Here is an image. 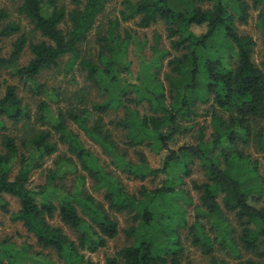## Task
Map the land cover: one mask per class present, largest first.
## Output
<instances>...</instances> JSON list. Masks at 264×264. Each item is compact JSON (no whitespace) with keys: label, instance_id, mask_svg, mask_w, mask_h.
I'll return each mask as SVG.
<instances>
[{"label":"trees","instance_id":"obj_1","mask_svg":"<svg viewBox=\"0 0 264 264\" xmlns=\"http://www.w3.org/2000/svg\"><path fill=\"white\" fill-rule=\"evenodd\" d=\"M18 1L19 13L45 39L29 41L22 33L8 56L3 55L0 46V137L4 149L0 152V209L11 212L6 195L16 197L20 207L12 218L21 221L40 247L54 250L65 264H100L87 258L86 252L98 251L119 234L118 220L108 212L111 209L133 213L138 224L126 230L135 238L133 244L107 257L104 264H166L169 256L171 264H179L184 248L183 227H189L193 244L204 246L208 254L213 252L216 241L232 247L237 243L264 257V205L252 202L263 200L264 175L258 174L257 163L251 164L248 156L235 149L238 141H248L254 135L264 146V129L254 132L252 128L254 120H264V69L253 58L255 39L241 34L237 26L247 24L251 9L264 0H208V7L200 4L206 0H122L119 15L110 19L107 33L98 38L97 57L84 55L83 45L95 29L107 0H75L72 9L59 0ZM134 19H138L141 28L163 22L170 47L177 53L161 48L156 37L152 58L141 62L135 78L131 62L124 56L134 36L126 32L122 38L118 32L123 22ZM204 24V33L193 31V25ZM21 30L8 9L0 7V41ZM26 47L32 57L20 65ZM67 55L70 65L79 61L87 79L108 99L86 103L80 109L60 110L54 115L49 104L41 102L40 118L49 121L51 129L33 131L19 145L17 138L7 132V121L14 125L27 123L33 116L18 85L1 79L2 71L8 69L36 93L44 92L46 88L38 83V77L59 66ZM166 56L170 69L162 77ZM78 99L83 103L84 96ZM199 104H210L214 126L211 138L205 139L201 126L198 143L173 148L171 142L175 137L193 128L192 124H181V120H193ZM111 107L124 110V116L114 123L126 131L128 149L146 145L157 153L167 151L160 167L150 165L140 150H136V161L128 159V149H120L103 121V114ZM70 121L99 143L118 168L143 182L165 175L161 185L142 184L137 194L128 192L69 128ZM53 132L60 142L69 145L73 156L60 155L46 182L30 188V176L40 167L39 161L58 150ZM196 160L200 161L206 179L193 182L200 194V205L195 208V220L188 225L185 210L178 204L184 195L177 186L192 174L189 164ZM77 163L97 188L104 189L108 208L84 188L83 175L68 188L64 181L75 172ZM185 203L191 202L185 199ZM227 212L234 215L240 226L237 237ZM55 219L62 225L54 223ZM205 219L217 233L213 240L205 229ZM65 227L76 236L72 237ZM27 248L16 249L13 242L0 241V264H22L20 256L27 255Z\"/></svg>","mask_w":264,"mask_h":264},{"label":"rangeland","instance_id":"obj_2","mask_svg":"<svg viewBox=\"0 0 264 264\" xmlns=\"http://www.w3.org/2000/svg\"><path fill=\"white\" fill-rule=\"evenodd\" d=\"M106 8L101 13L99 20L96 24L95 29L90 33L89 39L83 45V54L98 55L100 49L98 38L101 35L107 33L110 19H114L119 15V10L122 8V0H107ZM60 3L65 4L67 8L72 9L76 6L75 0H59ZM20 1L18 0H0V7L8 9L13 21L18 22L22 30L20 33L4 37L0 41L3 55H10L13 49V42L24 33L29 41H40L45 39L41 36L40 32L37 31L34 25L26 18L23 14L18 11ZM203 7H208L210 1L206 0L200 3ZM264 2L251 9L250 19L247 24L238 23V31L241 34L251 35L256 41V47L254 50L253 58L254 61L264 69ZM138 19H134L128 22H123L118 28V32L122 38L126 37V32H130L134 38L128 45L127 55L124 54L126 59L131 62V69L133 71L132 76L135 78L140 67L141 62L148 61L152 58V47L156 44V37L160 40L159 46L167 51H171L172 54H177L176 51L170 47L169 39L167 38L166 25L163 22L154 24L148 28H141L137 25ZM65 27V26H64ZM193 31L197 34L204 33L207 30V26L204 25H193ZM136 39V41H135ZM32 57V53L28 47L21 54L19 64H26ZM169 56H166L163 60L164 67L161 70V75H164L169 71L168 67ZM70 56H65L59 66L44 71L38 77V83L45 86L46 91L35 92L34 88H31L30 84H24L19 80L18 77L12 75V72L8 69L2 71L1 79L6 80L8 83H14L18 85L19 94L23 97L24 103H26L33 116V120L27 123H20L14 125L11 121H7L8 129L7 132L17 138V142L21 145L23 139L31 136L33 131L49 130L51 129V123L49 121L44 122L40 116L42 115L39 110L41 102L45 101L49 104V108L52 109V113L57 114L60 110L67 111L70 108L76 107L80 109L85 106L86 103L90 102H105L108 96L105 95L102 90L97 86L93 85L87 79L86 71L82 69L79 61L74 62L72 65L69 63ZM126 74V73H124ZM167 87H168V83ZM78 96H84L83 103L80 102ZM79 105V107H77ZM81 105V106H80ZM210 104L197 106L198 115L191 121L181 120V124H192L193 128L186 134L177 135L171 146L175 149L184 144H196L199 141V132L201 126L204 127L206 140L211 138L213 132V124L210 112ZM45 110V114L47 115ZM124 116L123 109L110 108L106 113L103 114V121L106 128L110 129L114 135L116 142L120 149H128L126 144L127 136L126 131L116 127L114 121H118ZM51 117V116H47ZM69 128L79 137L83 145L93 152L99 163L106 169L118 177L125 186L126 190L131 194H137L142 184H146L150 187L161 185L165 175H159L156 179L152 180L149 177L147 180L140 181L139 179L133 178L132 175L124 172L122 169L113 162V159L108 155L101 145L91 139L83 130H81L72 121L69 122ZM252 128L254 132L264 129V120H254L252 122ZM53 141L58 144L57 152L52 155L46 156L39 161L40 167L33 170L30 176L29 187L38 188L44 184L47 179V175L50 169L56 167V161L59 160L60 155L73 156L69 151V145L67 143L60 142L57 133L53 132ZM235 149L248 156L251 164L257 163V172L259 175H264V146L260 142V139L255 135L248 141H238ZM3 146L0 137V152H2ZM23 150V149H22ZM136 150L143 151L147 159L153 167H160L167 151H161L160 153L152 150L151 147L146 145H140L136 149L129 148L128 159L136 161L138 159ZM75 161L78 159L75 157ZM192 169V174L188 177H184L181 183L178 182L177 188L184 195L183 198H179L178 204L182 205L185 210L184 214L187 219L188 225L192 224L195 220V208L200 205V194L194 189L193 182H202L206 179L205 171L201 166L200 161L196 160L194 163L189 164ZM18 167L15 168L14 174L17 173ZM181 175L183 173H180ZM85 177L84 188L91 193L97 201L105 203V207L108 208V202L104 199V189L97 188L96 182L89 176V174L81 168V165L77 163V168L74 173L68 174L65 183L68 188H72L75 183H78L79 176ZM6 199L9 201V207L11 212L6 213L0 209V241L7 239L9 242L15 244V248H21L22 246H28L27 255L20 256L22 264H65V262L57 256L54 250L43 249L37 243L31 233L27 231L23 223L12 218V213L16 212L20 205L16 197L12 195H6ZM185 199H188L191 203H185ZM256 205H264V194L263 200L260 202L253 201ZM111 216L116 218L119 223V234L108 240L107 246L100 248L96 252H86V257L90 258L94 262L104 264L107 257L114 255L121 248L127 245L133 244L135 238L126 233L133 226H137L138 222L134 219V214L131 212H119L116 210L108 211ZM229 217L231 228H235V237L240 233V226L237 223L232 213L226 214ZM54 223L62 225L58 219L54 220ZM206 225V230L209 233L211 239H215L216 231L211 227V223L207 219L203 221ZM187 225V226H188ZM181 237L183 240V253L180 256L179 264H242L251 261L253 264H264V257L259 255L258 252L247 251L243 249L237 243L234 247L227 245L223 246L219 242L214 241L213 252L208 254L206 248L201 245H195L192 242V236L189 233V227L181 228ZM65 230L70 233L72 237L76 234L74 231L65 227ZM171 256L168 257L166 264H171ZM7 261V260H6Z\"/></svg>","mask_w":264,"mask_h":264}]
</instances>
